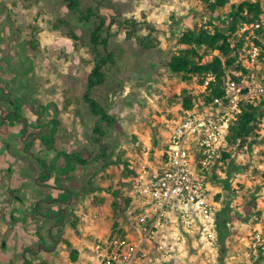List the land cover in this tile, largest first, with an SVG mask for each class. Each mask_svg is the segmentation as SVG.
<instances>
[{"label": "rangeland", "instance_id": "374dc122", "mask_svg": "<svg viewBox=\"0 0 264 264\" xmlns=\"http://www.w3.org/2000/svg\"><path fill=\"white\" fill-rule=\"evenodd\" d=\"M242 1L228 0L223 9L217 10V16L224 18L232 4ZM78 2L81 10L99 8L101 15L108 19L137 20L143 24L140 27L142 35L147 33L143 29L146 27L144 24L160 27V34L155 33L160 45L149 51L140 48L134 39H126L115 25L109 30L108 51L113 54V63L104 68V84L92 93V97L113 118L110 125L101 123L104 132L101 141L98 143L93 133L98 118L90 114L87 104L82 101L87 76L93 67L94 58L89 50L92 25L79 22L77 14L67 10L62 0H0V85L8 83L9 101L13 103H17L16 98L20 96L24 102L34 101L36 105L46 102L47 106L60 108L57 111L61 121L57 147L61 144L62 151L68 154L81 153L88 161L86 167H75L73 182L86 184L93 178L92 184L108 190L105 194L118 192L130 196L134 193V180L131 176H124V165L127 164L129 170H137L139 164H144L145 156L152 163L157 162L169 121L182 111L179 95L189 86L179 76L171 74L164 64L177 50L171 30L204 25L209 18L199 15L202 8L200 0ZM214 17L212 24L223 28ZM59 20L70 24L78 37L76 44L66 36L65 27L54 29ZM260 23L261 34L256 36L252 29H248L243 47L235 53H238L241 67H246L252 75L251 80L264 89V18ZM208 29L212 30V26ZM164 33L170 37H164ZM243 33L239 30L236 37L231 38L233 45ZM255 38L259 45L255 44ZM252 46L262 52L258 63L246 59ZM236 72L235 67L226 70L230 77ZM0 107L4 113L12 110L9 104L0 103ZM263 124L264 118L242 149L229 146L230 157L218 164L213 173L222 208L227 209L230 218L240 220L229 227L224 247L216 241L211 250H203L190 241L185 252L175 254L170 263L163 264H263L261 247L264 243L261 245L256 241L257 234L264 236ZM4 128L6 124L0 126V130L6 132ZM43 140L47 144V140ZM254 140L261 143L252 144ZM13 142L8 145L11 151L8 166L18 172L17 166L21 165L14 160L19 152L16 149L18 141ZM5 144H8L6 140H0V148L5 149ZM101 146L105 147L106 161L100 157ZM24 161L19 160V163L24 164ZM104 162L107 166L102 169ZM4 163L0 158V164ZM58 164H63L62 159ZM5 181L4 174L0 172V216L9 208ZM29 182L32 183V176ZM107 200L110 201V197ZM78 204L80 207L81 202ZM122 220L124 214L119 219ZM6 240L0 233V264H3L1 259H6V252L1 248ZM10 245L11 250H15L14 243L10 242ZM64 262L69 263L67 260Z\"/></svg>", "mask_w": 264, "mask_h": 264}, {"label": "built area", "instance_id": "2783aa9c", "mask_svg": "<svg viewBox=\"0 0 264 264\" xmlns=\"http://www.w3.org/2000/svg\"><path fill=\"white\" fill-rule=\"evenodd\" d=\"M261 54L252 46L246 59L258 63ZM251 78L249 72L226 74L221 100L196 103L169 121L157 162L145 156L136 170L132 202L119 222L122 235L96 239L88 264H163L185 252L190 241L203 250L215 247L222 200H216L220 191L212 177L222 153L228 152L230 127L245 105L256 106L264 99L263 86ZM256 241L262 245L264 238L257 234ZM261 249L264 253V245Z\"/></svg>", "mask_w": 264, "mask_h": 264}, {"label": "trees", "instance_id": "16d2710c", "mask_svg": "<svg viewBox=\"0 0 264 264\" xmlns=\"http://www.w3.org/2000/svg\"><path fill=\"white\" fill-rule=\"evenodd\" d=\"M62 2L67 10L77 14L79 22L92 25L89 32V50L94 58L93 67L87 76L82 101L87 104L90 114L98 118L93 128V133L96 135L95 140L99 143L104 135L101 123L110 125L113 122V118L92 97L94 89L104 84V68L108 64L111 65L113 63V54L108 51L109 30L115 25L118 31L124 33L126 39H134L140 48L149 51L156 50L160 45V40L155 35V33L160 34V27L159 25L144 24L146 27L144 26L143 29L147 33L142 35L140 34V27L143 24L135 19H108L106 16L101 15L99 8L86 7L81 10L78 0H62ZM200 2L202 8L199 15L201 18H209V21L200 26H185V29L179 31L172 29L170 35L175 37L177 50L164 63L171 74L179 76L182 82L189 85L179 95L182 110H189L196 103L199 105H209L213 104L216 100H221L224 94L223 84L228 68L235 67L237 71H242L244 74L247 73V70L241 67L238 53H235V51L243 47L248 30L244 31L245 33L242 34L234 45L231 38L236 37L237 32L244 25L250 26L260 23L261 19L264 18V2H260L259 0H244L238 4H232L230 12L224 18L219 15L217 16L216 12L219 9H223L228 4V0H200ZM215 14L216 16L214 17L213 15ZM213 17L221 23L223 28H218L212 24L211 20ZM208 26H212V30H209ZM61 27L67 29L66 36L76 44L78 37L71 29L70 24L65 20H59L57 24H54L55 30ZM251 29L256 36L261 34V26L257 29ZM164 37L169 38L170 36L164 33ZM254 42L256 45L260 44L256 38ZM206 58L210 59L205 60ZM204 86L205 90L201 92L200 88ZM16 102L10 101L13 112L7 111L2 116L5 118L6 124L11 125L13 121L20 118L19 100H16ZM48 107H43V109H47ZM37 115L39 116L40 114L38 113ZM262 118H264V101L256 106L251 104L245 105L242 113L229 129L227 136L228 145L242 149L247 145V139L255 135ZM2 121L1 118L0 123H3ZM251 143L260 144L261 142L254 140ZM262 153L264 154V150ZM61 155L65 164L64 168L58 169V171L66 175L72 172L76 166L88 164V161L81 153H61ZM100 157L105 161L107 160L104 146H101ZM229 157V152H223L220 161L224 162ZM51 165L53 167V164ZM106 166L107 164L104 162L102 169H105ZM50 170L48 168L46 172ZM124 172V176H131L132 180L136 177V170H129L127 164L124 165ZM222 183L227 184V181L222 180ZM94 190L108 191L102 187H96ZM109 195L112 199L113 217L116 220L110 235L121 236L120 221H117L130 206L132 198L130 196H123L118 192H112ZM216 200H219V196H216ZM229 215L226 208H221L217 213V242L220 243V246L224 245L225 240L229 236V227L240 222L239 218H230ZM243 221L247 220L244 219ZM70 226L79 234L81 228L77 220H71ZM65 244L68 248L71 247L68 242ZM77 256V251L70 248L69 260L74 263L77 261Z\"/></svg>", "mask_w": 264, "mask_h": 264}, {"label": "crops", "instance_id": "0c3cea01", "mask_svg": "<svg viewBox=\"0 0 264 264\" xmlns=\"http://www.w3.org/2000/svg\"><path fill=\"white\" fill-rule=\"evenodd\" d=\"M20 98H16L20 105V120L13 121L11 125L6 124L5 118L2 117L4 112L0 107V119L3 120L0 126L6 124V132L0 130V140H6L8 143L5 144V149L0 148V158L6 163L0 164V172L6 178V193L9 197L8 212H3L0 216L1 238H7L1 245L2 251L6 252V259L1 261L3 264H88L93 260L90 250L92 242L107 237L116 222L112 213V199L105 191L94 190L96 186L91 183L93 178L86 184L73 182L75 168L67 175L58 171L64 168L65 164L61 155L65 152L62 151L61 144L57 147V137L61 129L57 111L60 108L53 105L54 109L52 106L43 109L47 106L46 102L36 105L34 101L24 102ZM43 138L47 140V144ZM16 140V149L19 152L14 160L21 165L17 166L20 169L18 172L8 166L11 153L9 146ZM3 151L6 154L2 153ZM36 158L41 159V165L45 169H51L49 179L39 180L45 176L42 168L37 165ZM22 159L26 160L24 164L19 163ZM60 159L63 161L61 165L58 164ZM30 176L32 183L29 182ZM66 189L70 190L74 197L70 212L59 230L50 231L52 224L59 219L57 210L64 208L58 199L64 200L67 197ZM81 195L84 197L80 198ZM109 197L110 201L107 200ZM45 215L53 218H46ZM71 220L78 221L81 228L79 234L70 226ZM51 238H54L56 243ZM10 242L14 243L15 250H11ZM66 242L78 253L74 263L69 260L70 248L66 246ZM38 244H42L46 250L52 248L53 251L37 252L35 248ZM66 260L69 263L64 262Z\"/></svg>", "mask_w": 264, "mask_h": 264}, {"label": "flooded vegetation", "instance_id": "af4514ba", "mask_svg": "<svg viewBox=\"0 0 264 264\" xmlns=\"http://www.w3.org/2000/svg\"><path fill=\"white\" fill-rule=\"evenodd\" d=\"M0 94H1V96H0V103H5V104H9L10 105V101H9V98H10V92H8V88H6V85H4V86H1L0 85ZM9 112H13L12 110H10ZM18 120H20V118H18L17 119V121ZM24 133H25V131H24ZM25 139H23V141H24ZM32 145V144H31ZM30 145V146H31ZM24 149H26V147H24ZM36 162H37V165L40 167V168H42V170L44 171V173H45V177L43 178V179H40L39 178V180L40 181H42V180H46V179H49V176H50V172H46V169L44 168V166H42L41 165V159L40 158H36ZM48 174H49V176H48ZM66 191V193H67V197L64 199V200H62V199H58V201L61 203V204H63V206H64V208H59L58 210H57V212L56 213H58L59 214V219H58V221L56 222V223H54V224H52V226L50 227V231L51 230H59V228H61V226L63 225V222L65 221V218H66V216H67V214H68V212H70V207H71V205L73 204V200H74V197H73V195H72V193H71V191L70 190H68V189H66L65 190ZM61 210H63V212H61ZM54 216H56V214L54 215ZM45 217L46 218H53V216H49V215H45ZM49 231V232H50ZM54 238H51V240L54 242V243H56L54 240H53ZM37 248H35V250H36ZM34 250V251H35ZM50 250H52V248L50 249ZM32 253V252H31ZM34 253V252H33ZM42 264V263H41Z\"/></svg>", "mask_w": 264, "mask_h": 264}, {"label": "water", "instance_id": "95a60500", "mask_svg": "<svg viewBox=\"0 0 264 264\" xmlns=\"http://www.w3.org/2000/svg\"><path fill=\"white\" fill-rule=\"evenodd\" d=\"M61 212H63V210H61ZM40 250H43V251H47V252H51L53 250H46L42 244H38L37 246V252H40ZM42 264H46V263H42Z\"/></svg>", "mask_w": 264, "mask_h": 264}]
</instances>
